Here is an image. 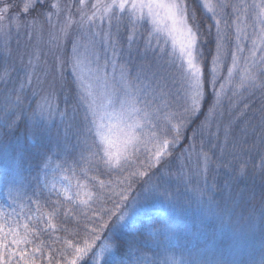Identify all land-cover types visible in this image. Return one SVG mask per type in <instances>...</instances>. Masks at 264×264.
I'll return each mask as SVG.
<instances>
[{
  "label": "snow or ice",
  "instance_id": "1",
  "mask_svg": "<svg viewBox=\"0 0 264 264\" xmlns=\"http://www.w3.org/2000/svg\"><path fill=\"white\" fill-rule=\"evenodd\" d=\"M198 5L207 19L190 0H0V185L21 208L0 207V264H264V0ZM224 57L236 114L221 128ZM66 66L79 119V106L59 102ZM257 91L258 107L241 106ZM54 156L59 180L49 182ZM221 170L227 197L189 227L182 197L202 200L200 182L215 173L216 188Z\"/></svg>",
  "mask_w": 264,
  "mask_h": 264
},
{
  "label": "rangeland",
  "instance_id": "2",
  "mask_svg": "<svg viewBox=\"0 0 264 264\" xmlns=\"http://www.w3.org/2000/svg\"><path fill=\"white\" fill-rule=\"evenodd\" d=\"M192 1L194 2V5H196V7H199L198 0H192ZM20 2H21V0H16L17 4H19ZM90 2H91V0H90ZM199 10H200V8H199ZM228 11H229V14H230L231 13V9H229ZM201 19L204 20V19H207V18L204 15H202ZM207 22L211 23L212 21L208 20ZM146 29H147V25L144 26V30L145 31H146ZM212 36H213V38L215 37V30L214 29H213ZM47 38H48L47 37V32H45L44 41H46ZM20 40H21V45L23 46V44L25 42V36L23 34H21ZM121 42H122V44H125V34L123 32L121 33ZM32 43H35V37H33ZM13 46L15 47L14 43H13ZM250 46H251V42L248 41L245 44V47L248 48ZM41 47H43L44 50L47 51V47L48 46H47L46 43H41ZM229 47L234 50V40H233V43L231 45H229ZM134 49H135V46H134ZM62 51H63V54L65 55V57H67V56H69L71 54V38H69V41L64 45ZM124 52H125V57H126V54H127L126 44H125ZM209 52H210V50H209ZM214 54H215V43L212 45V51H211V55H214ZM246 54L247 53L245 52L244 55H246ZM207 56H209V55H207ZM48 59H49L50 62L52 61V57L51 56ZM140 59H141V57L136 56L135 50H134V52H133V60H134V62H139ZM147 59L149 61H153L152 54H149ZM210 59H211V57L209 58V60ZM3 63H4L3 58L0 57V69H2ZM230 66H231L230 57H224L222 59V61H221V69H220V71L217 74L218 75L217 91H219L220 84H225V94L221 96V103H220L219 106H217V113L219 114L220 112H223L224 114H223L222 118L219 117V115H218V117H217V119L215 121L217 123H220L221 128L223 127L224 124H226L232 118V116L229 115L230 111L232 112V115L236 114L235 110L231 109L229 107V100H228V97L232 95V92L235 91V88L232 87V86H229V85H227L225 83V81L227 79V68L230 67ZM108 72H109V74L111 76V72H112L111 67L108 68ZM116 75H117V78H119V72L118 71H117ZM63 83H64V86L62 88H58V93H59V98H60L59 102L61 104V108L64 107L65 101L66 100L68 101L70 99L68 103L70 105H72V106H81L82 111L84 113V106L82 104L78 103V96L80 95V89L77 87V83L74 81V77H73L71 71L69 70V68L67 66L65 67V70H64V82ZM2 90H3V85L0 84V91H2ZM244 96H245V99L240 101L241 106H242V104L244 102H252V99L257 98L255 96H249L247 93H245ZM30 99L36 100L37 97L30 96ZM232 99H233V101H235V100L239 99V97L233 96ZM74 104H77V105H74ZM79 116H80V114H79ZM79 116H78V118H79ZM200 119L202 120L203 116H201ZM56 122L59 123V117L56 118ZM197 122H199V121H197ZM242 122H244V121L241 120V121L237 122V125H236L237 133L239 132V128L243 127L242 126L243 125ZM56 166H57L56 164L49 166V168H50V171H48V180H49V182H55V181L59 180V175L52 176V173H51L52 170L56 168ZM101 178L102 179H106L107 177L101 176ZM211 178L209 177L207 186H205L202 181L200 182V188L204 192V197H203L202 200L199 199V192L195 191V190H192V191H189V192L185 193L184 196L182 197L181 202L188 209V216H189V214H196L197 213V216H200L199 218H201L200 209H207L209 207V205L215 207L216 204H220L221 203L220 201L222 199V196L219 195V194H221V193L223 195L228 194V192L226 190V185L224 184L225 177L223 176V174H221V172H220V174L217 176V178L215 180V183H216V185H217V187L219 189H217V187H216V190H215L212 187V184L214 183V181L211 180ZM209 196L214 197L215 203H213V201H210L208 199ZM26 202H27L26 197L22 198L21 201H20V203H23V204L27 205L28 203H26ZM8 204H0V207H3L6 212H12L13 208L17 212L21 211V208L19 207V204L13 205L12 208H9L7 206ZM190 205H191V207H189ZM109 206H111V204H109ZM159 210H155L154 213L156 215H161V213L164 212V209L160 210V211ZM191 210L195 211L196 213L191 212ZM23 211L25 213H27V215H32V212L29 211L28 208L23 209ZM191 217L189 216V227H193V222H194L195 223V228H199V221L191 222L192 221V220H190ZM26 218H27V216L18 217V219H20L21 222H23ZM162 218H164V217L162 216ZM195 228H194V230H195ZM189 239H191L193 242H195V237L192 236L191 234H189ZM255 244H256V247L258 249L259 248V233L258 232H257L256 238H255ZM28 247H32V245H29ZM177 255H178V253H177ZM44 264H46V262H44Z\"/></svg>",
  "mask_w": 264,
  "mask_h": 264
},
{
  "label": "trees",
  "instance_id": "3",
  "mask_svg": "<svg viewBox=\"0 0 264 264\" xmlns=\"http://www.w3.org/2000/svg\"><path fill=\"white\" fill-rule=\"evenodd\" d=\"M190 2L191 3H193L194 4V2L192 1V0H190ZM197 8V15L198 16H200V17H202V15H203V13H202V11H201V9L199 10V7H196ZM201 11V12H200ZM211 39V43H210V45H208V46H206L205 47V56L206 57H208V59L211 57V51H212V45L215 43L214 42V38H213V36L210 38ZM214 48V47H213ZM209 50H210V52H209ZM207 55H209V56H207ZM255 97H257V98H254V99H252V101H254L255 103H254V106H259V104H260V93L257 91L256 92V94L254 95ZM70 100V99H69ZM69 100H68V102H69ZM258 103V104H257ZM74 105H77V104H74ZM79 114H80V116L81 115H83V111H82V108H81V106H79V113L77 114V116H79ZM79 116V117H80ZM249 116L250 117H252L253 116V114L252 113H249ZM0 119H2V118H0ZM79 119V118H78ZM243 121V120H242ZM253 123H255L256 121H255V118L253 119V121H252ZM243 124H244V122H242ZM243 126V125H242ZM252 158L248 161V166H249V169L251 170V168H252V165L253 164H255L257 167L259 166V164H260V159H259V155H258V153H256V152H253L252 154ZM62 163V159H57L55 156L51 159V161H49V166L50 165H54V164H56V165H58V164H61ZM236 163H239V161H237ZM48 171H50V168L48 169ZM52 176H57V175H59V172L57 171V168H55V169H53L52 170ZM221 174H223V176H224V173H223V170H221ZM213 175H216L215 173H213ZM213 175L211 176H209L210 178L211 177H213ZM225 177V176H224ZM211 180H213V178H211ZM249 183H251V181H249ZM241 187H243V182L241 183V185H240ZM215 190H216V188H214ZM217 189H219L218 187H217ZM222 190V189H221ZM28 195H31L32 193H31V190L29 189V191H28V193H27ZM219 194V193H218ZM219 195H221L222 197H224V198H226L227 197V194L226 195H223L222 193L221 194H219ZM233 195H235V193H233ZM48 196V189L47 188H45L44 189V193H43V196L41 197V199L43 200V198L44 197H47ZM27 200V199H26ZM10 201H8L7 200V195H6V190L3 188V186L2 185H0V204H8ZM221 202V201H220ZM26 203H29L28 201L26 202ZM189 207H191V205L189 206ZM160 210H163V209H160ZM159 210V211H160ZM235 211H236V213H240L241 211H243V212H245V214H246V211H247V209L245 208V207H243V206H237L236 208H235ZM31 212H34V206H32V211ZM155 210L153 211V215H156L155 213ZM191 212H193V213H196L195 211H193V210H191ZM189 216L191 217L190 218V220H192L191 222H193V221H200V216H197V213L196 214H189ZM162 218V217H161ZM48 236L46 235V234H41V237H40V239H38V240H35V243L36 244H39L40 243V240H44L45 242H47L48 241Z\"/></svg>",
  "mask_w": 264,
  "mask_h": 264
}]
</instances>
